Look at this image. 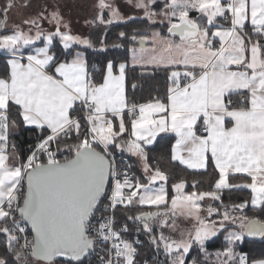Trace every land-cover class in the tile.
Instances as JSON below:
<instances>
[{
    "label": "snow or ice",
    "instance_id": "6c2138e0",
    "mask_svg": "<svg viewBox=\"0 0 264 264\" xmlns=\"http://www.w3.org/2000/svg\"><path fill=\"white\" fill-rule=\"evenodd\" d=\"M155 3L136 0L135 7L143 9L149 22L158 16L167 19V31L179 37V43L156 32L150 58L136 56L148 51L145 36L139 37L141 47L132 51L134 63L182 66L183 72L170 71L167 103H130L125 95L123 63L117 75L116 66L109 61L102 82H97L84 54L73 48L94 45L88 38L71 34L59 12L45 14V10L29 17L23 20L26 28L13 25L9 34L4 30L14 0L0 9V50L11 56L7 74L0 77V235L6 238V255L11 254L14 264H85L93 254L95 264H135L137 249L122 236L127 226H115L118 206L159 209L164 205V212L140 211L128 216L140 221L150 235L153 221L175 230L174 220L168 224L169 214L195 221L193 230L186 235L182 232L179 239L163 232L151 236V244L165 256L160 264H186L193 245L204 251L205 241L225 229L226 223L237 224L240 231L228 232L225 250L217 253L218 264H249L248 257L236 253L233 245L245 237L264 238V221L235 214V210L243 213L248 201L233 205L232 211L219 212L208 206L209 217H222L218 222L202 217L199 203L206 197L220 200L223 189L245 188L251 191L253 208L264 211V0H161L159 12L153 10ZM97 7L95 22L99 24L123 19L108 0H98ZM106 9L107 20L103 16ZM191 12L199 16L193 18ZM217 18L229 26L213 31ZM44 19L55 26L54 31L45 32L41 27ZM119 36L125 38L126 33L121 31ZM41 38L44 47L26 57L18 55ZM54 38L66 52L75 51L70 60L59 59L50 51ZM130 38L137 39L135 35ZM215 38H219V47ZM233 97L240 100L234 103ZM21 121L40 132L24 158L17 155L11 140ZM115 121H119L118 127ZM168 132L177 137L172 161L196 170L215 165L219 178L214 190L186 194L181 180L173 185L169 206L163 184L153 187L157 181L166 182L168 176L149 166L145 146ZM125 133L129 138L121 141ZM71 140L75 142L70 144ZM53 145L57 150L63 145L73 157L57 159ZM110 145L141 161L147 183L118 171L115 161L109 159ZM230 173L247 179L230 184ZM105 197L108 203L93 223ZM26 226H30L31 237ZM0 264L9 261L0 257ZM251 264H264V259H253Z\"/></svg>",
    "mask_w": 264,
    "mask_h": 264
},
{
    "label": "trees",
    "instance_id": "16d2710c",
    "mask_svg": "<svg viewBox=\"0 0 264 264\" xmlns=\"http://www.w3.org/2000/svg\"><path fill=\"white\" fill-rule=\"evenodd\" d=\"M156 5H153V10L159 12L156 9ZM194 14V15H193ZM3 13L0 12V17ZM190 16L196 17L195 12H191ZM175 22V21H173ZM169 23L163 24H152L147 18H135L128 20L123 23L112 24L103 31V49L92 50L81 48L79 46H73L75 50H82L85 54V59L88 65V71L97 82H102L103 73L106 69L107 63L111 61L115 66L120 63H128L130 52L137 48L136 41L139 40L140 36H149V32L153 29H157L163 35H169L167 28ZM123 31L126 33L125 38H120L119 33ZM135 35L136 40H132L130 37ZM42 44V40L32 45L25 51L29 53L35 46ZM119 44L120 47H114L113 45ZM26 49V48H25ZM50 51L53 52L59 59H70L73 55V49H63L58 39L53 40V44L50 47ZM7 57L4 54H0V77H4L7 74L8 68L6 64ZM169 69L160 68H135L127 66L125 69V83L126 91L125 95L130 103H148L155 99H163L168 94L169 87ZM82 123H84L82 121ZM40 136V132L35 129H25L20 134L14 136L12 140L16 145L18 156L24 158L28 155L29 146L36 144L37 138ZM129 138V133L124 134L123 140ZM121 139V140H122ZM74 140L69 143H74ZM173 144V138L169 135L158 137L151 146L145 147L147 153L148 163L152 169L159 168L163 171L168 179L165 183L166 192L168 194V202L174 195L173 185L179 183L181 180L185 183L184 192L189 194L193 191L199 193L200 191H212L214 190V184L217 179V173L213 167L209 166L206 171L193 172L189 171L179 164L175 163L171 159V146ZM56 148V146L54 145ZM110 150L115 152L114 146L110 145ZM59 151L61 152V161L70 159L73 157V153L61 145ZM130 158V157H129ZM131 159V158H130ZM132 160V159H131ZM135 178L140 176V180L145 182V177L141 171L134 164L133 167ZM244 182L242 178H230V182ZM221 197L218 201H212L208 206H215L219 212H223L225 209L232 211V206L235 204L244 203L248 201L247 207L243 213L235 210L236 215H246L250 218L264 221V211L261 209H254L250 206L251 193L246 189H232V190H221L219 191ZM165 207V206H164ZM140 211H153L155 208L141 207L140 205L129 206L127 209L119 208L116 212V225H127L132 226L137 221L129 220L128 216H136ZM222 217L219 214H213L208 217V221H219ZM232 227H225L217 233L215 237L205 241L204 251H201L199 245H193L190 249L189 254L185 257L186 264H218L217 253L223 252L227 241L225 237ZM153 230L151 235H154ZM150 235V236H151ZM138 261H143L148 258L150 254V247L147 243H142L138 248ZM233 249L236 253L246 255L249 259V263L253 259H264V238L259 241H251L244 238L243 241L235 242ZM6 238L0 235V257H5L9 264H14V258L11 254H7ZM85 264H90L89 260L85 261Z\"/></svg>",
    "mask_w": 264,
    "mask_h": 264
},
{
    "label": "rangeland",
    "instance_id": "374dc122",
    "mask_svg": "<svg viewBox=\"0 0 264 264\" xmlns=\"http://www.w3.org/2000/svg\"><path fill=\"white\" fill-rule=\"evenodd\" d=\"M14 2H15V7L12 8L8 13V17H9L8 27L7 29L4 30L5 32L10 34L13 25H20L26 28L27 26L23 25V20L29 17H35L39 13L45 12V10H46L45 14H47L48 12L57 11L61 15L63 21L68 24V30H70L71 34L78 35L82 38L90 39V41L94 45L93 48H90L92 50L103 49L102 46L103 31L110 25L123 23L135 18H143V19L146 18L144 16L143 9H137L135 7L136 0H132V3H129L128 0H108L109 3H111L114 7L118 9L120 15L123 17L122 20L115 21L110 25H102L99 24L98 22H95L97 13L99 11L97 7L98 0H14ZM7 3L8 0H0V9H3L7 5ZM155 4H157L156 9L160 10L162 6L161 0H156ZM103 16L106 20L109 18V13L107 9L104 10ZM90 21L94 23H89ZM150 23L165 25L169 22L167 19L158 16L155 18L154 22H150ZM41 27L45 30V32H51L55 30V26L50 25L47 19L41 21ZM156 32L160 33V31L157 29H153L152 31L149 32L150 34L145 42L146 43L145 49L147 48V46L149 50L153 48L151 38L153 33ZM32 34H34V32ZM161 37L163 36L161 35ZM41 40L44 47L45 45L43 38H41ZM39 41L40 40L36 42ZM31 46L32 45L26 46L25 47L26 49L23 48L24 50L21 49L20 52L27 51V49H29V47ZM41 47L42 46L40 45L35 46L32 50ZM139 48H135V49H139ZM132 53L133 51L130 52V58H132ZM161 184H163L164 189L166 191L164 181H157L156 184L153 185V187H159ZM201 202L203 203L204 201H200L199 203ZM143 207L155 208V211L159 210L160 212H164L166 210V207H164V205L159 206V209H157L156 206L145 205ZM167 219L169 225H172L173 220L175 221V225H176L175 230L173 231L171 227L161 228L157 221H153L151 226L152 229L155 231L154 236L158 237L160 233L163 232V234L166 236H171L173 238L179 239L180 234L182 232L186 235L187 232L193 230L195 224V221L179 215L173 217L171 216V214H169ZM233 225H235L234 229H231L229 232L240 231L237 224L226 223V227H232Z\"/></svg>",
    "mask_w": 264,
    "mask_h": 264
},
{
    "label": "crops",
    "instance_id": "0c3cea01",
    "mask_svg": "<svg viewBox=\"0 0 264 264\" xmlns=\"http://www.w3.org/2000/svg\"><path fill=\"white\" fill-rule=\"evenodd\" d=\"M194 15V14H193ZM196 17H198L199 16V14L198 13H196ZM195 17V18H196ZM194 18V17H193ZM204 24H205V26H208L207 24H206V21H202ZM229 26V24H227L225 21H223V19L222 18H217V20H216V28H213L212 30L213 31H215L217 28H222V27H228ZM247 28L248 29H250L251 28V25L250 24H247ZM160 34H161V32H160ZM163 37H167V38H169V39H171V40H173V41H175L176 43H179V38L178 37H173V36H170V34L169 35H163V34H161ZM148 37V36H147ZM41 40V39H40ZM36 43H38V42H35L34 44H36ZM215 43H219V38H215V40H214V44ZM33 44V45H34ZM148 45V44H147ZM40 46H42L43 47V44L42 45H40ZM49 47H51V46H49ZM79 47H81V46H79ZM81 48H84V47H81ZM137 48H139V47H137ZM35 49H37V48H35ZM34 49V50H35ZM86 49H90V48H86ZM148 51H146V52H144V53H140V52H137L136 53V56L137 57H141V56H143V58L144 59H148V58H150V55H151V50H149L148 49V46H147V48H146ZM24 50V49H23ZM34 50H32L30 53H25V52H20L18 55H21V56H24V57H26L27 55H29V54H34ZM75 51H79V52H82L83 54H84V52L82 51V50H75ZM75 51L73 52V55L75 54ZM0 54H4L6 57H7V59H6V64H7V60L8 59H10L11 58V56L8 54V53H6V52H4L3 50H0ZM84 57H85V54H84ZM71 59V58H70ZM69 59V60H70ZM24 62H26V60L24 61ZM121 64V63H120ZM123 64H125L126 65V67L127 66H130V67H135V68H142V69H144V68H160V69H169L170 71L171 70H173V68H175L176 70H180L181 72H183V68H182V66H180V65H175V66H172V68H170V67H162V66H157V65H150V64H141V63H134V54L132 53V58H130V55H129V59H128V63L126 64V63H123ZM118 67H119V64L116 66V72H115V74H119V71H118ZM126 67H125V69H126ZM234 67V66H233ZM170 74V73H169ZM125 91H126V83H125ZM168 95V94H167ZM233 99L235 100V103L236 102H238L239 100H240V97H233ZM155 100H160L161 102H163V103H167V96H165L163 99H155ZM154 101V100H153ZM152 102V101H151ZM115 124H116V126L118 127V124H119V121H115ZM198 128L200 127V125L198 124V126H197ZM25 129H34V128H31V127H25V126H23V123H22V121H21V126L15 131V134L11 137V140H12V138L14 137V136H16V135H18V134H20L21 132H23ZM126 134V133H125ZM199 134H201V135H203L204 133H199ZM167 135H169V136H171L172 138H173V144H172V146L175 144V142H176V139H177V137H176V135L174 134V133H171V132H168V133H160L158 136H157V138L158 137H161V136H167ZM124 137V136H123ZM122 137V138H123ZM122 138H120V140L122 139ZM156 138V139H157ZM127 140V139H126ZM125 139L123 140H121V141H126ZM13 141V140H12ZM14 142V141H13ZM154 143V142H153ZM152 143V144H153ZM151 144V145H152ZM151 145H146L145 147H148V146H151ZM113 146V145H112ZM172 146H171V150H172ZM114 148H115V146H114ZM171 150H170V152H171ZM115 152L116 153H122V154H126V155H128L131 159H132V161L134 162V164L136 165V167L141 171V173H142V175L145 177V182L144 183H147V179H146V176H145V173H144V171H143V164L141 163V161L136 157V156H134V155H132L131 153H129L128 151H126L125 149H117V148H115ZM17 155H18V153H17ZM173 162H175V163H177V164H179V162L178 161H173ZM180 165V164H179ZM181 167H183V168H185V169H187V170H189V171H193V172H200V171H206V169L209 167V166H211V167H213L214 168V170H215V165L214 164H212V163H209V165H208V167L206 168V169H200V170H196V169H188V168H186L184 165H180ZM216 171V170H215ZM216 173H217V179L219 178V173H218V171H216ZM230 178H234V179H237V178H242V179H247V178H245V177H243L242 176V174H229V178H228V182L230 183V184H240V183H243V182H230ZM136 179H139L140 180V176H137V178ZM136 179H133V180H136ZM216 179V180H217ZM248 182H250V181H248ZM232 189H245V188H228V189H223V190H232ZM246 190H248V191H250V189H246ZM221 191V190H220ZM250 193H251V191H250ZM171 201V200H170ZM170 201H169V203H170ZM204 202L202 203H200L201 205H202V209H201V215H202V217H204L206 220L208 219V213H207V211H206V209H207V207H208V205L210 204V202H211V199H209V198H205L204 200H203ZM250 206L253 208V206L251 205V198H250ZM255 209V208H254ZM208 221V220H207ZM249 264H251V263H249Z\"/></svg>",
    "mask_w": 264,
    "mask_h": 264
},
{
    "label": "built area",
    "instance_id": "2783aa9c",
    "mask_svg": "<svg viewBox=\"0 0 264 264\" xmlns=\"http://www.w3.org/2000/svg\"><path fill=\"white\" fill-rule=\"evenodd\" d=\"M216 47H219V43H215ZM90 73V72H89ZM233 102L235 103V100L233 99ZM201 133H203L201 131ZM35 145V144H34ZM32 145V146H34ZM53 151L56 152V158L60 159L61 156V152L59 150H57L54 145H53ZM111 152V155L109 156V159L114 160L116 163V167L118 169V171L123 174V173H127L129 175L130 178L134 179L135 178V173L133 170L134 167V162L129 158L128 155L126 154H122V153H116V152ZM123 178V176L121 175V179ZM110 188L111 185H108V189H109V194H110ZM24 190V188L22 189V191ZM108 203L107 198L105 197L103 199V203L99 206L100 211H98L96 213V217L93 219V223H95V220L98 219L101 215V213L104 211V205ZM119 208H123L122 206H118ZM117 212V211H116ZM116 212H115V226L119 229L121 227L127 226V225H121V226H117L116 225ZM128 231L122 233V236L124 239L128 240L130 243L133 244V247H135L136 249L142 244V243H147V245H149L150 247V254L148 256V258H146L143 261H138V249H137V255L135 257V264H160V262L165 260V256L163 254V250L160 249L159 251L155 248L154 245L151 244V236L148 233H145L143 231V224L140 221H137L136 224L132 225V226H127ZM26 231L29 235V237H31V232L29 230V228L26 226ZM97 251H99V249H97ZM97 260V257L95 254H93V256L90 257V262L91 264H95ZM213 264H217V263H213Z\"/></svg>",
    "mask_w": 264,
    "mask_h": 264
},
{
    "label": "water",
    "instance_id": "95a60500",
    "mask_svg": "<svg viewBox=\"0 0 264 264\" xmlns=\"http://www.w3.org/2000/svg\"><path fill=\"white\" fill-rule=\"evenodd\" d=\"M179 38V37H178ZM136 44H137V46L138 47H141V45H140V42H139V40H137L136 41ZM146 47V43L144 44V48ZM72 158V157H71ZM70 158V159H71ZM106 188H108V185H106ZM24 190H26V184L24 185ZM28 228H29V230H30V226H27ZM30 232H31V230H30ZM246 239H248V240H251V241H259V240H261L262 238H260V237H245Z\"/></svg>",
    "mask_w": 264,
    "mask_h": 264
}]
</instances>
